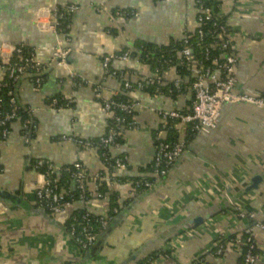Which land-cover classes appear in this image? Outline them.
Segmentation results:
<instances>
[{"label": "crops", "instance_id": "0c3cea01", "mask_svg": "<svg viewBox=\"0 0 264 264\" xmlns=\"http://www.w3.org/2000/svg\"><path fill=\"white\" fill-rule=\"evenodd\" d=\"M218 1L219 16L234 35L232 49L238 56L235 91L263 95L264 0ZM69 4L80 9L67 18L68 33L38 27V10L47 22L46 10ZM117 11L134 15L119 16ZM197 13L195 0H0V55L9 54L10 46L25 45L44 66L40 89L34 71H28L17 86L18 102L34 122L29 141L20 119L12 123L7 141L0 140V189L24 201L0 199V264H237L240 248L228 241L218 254L220 239L222 234L241 236L249 228L259 250L256 264H264V230L255 226L264 223V181L258 189L242 193L253 176L264 175V108L225 103L217 128L187 139L183 155L168 174L135 198L130 197V180H120L121 176L152 178L155 135L161 129L155 109L186 108L191 93L156 94L154 83L144 90H127L126 79L135 82L157 75L170 85L176 71L170 66L159 73L131 56L128 61L113 60L111 68L119 74L108 75L103 58L132 53L140 42L169 46L197 29ZM59 44L71 49L68 68L53 60ZM97 85L109 98L126 91L140 104L133 114L136 128L124 131L120 149L109 150L113 157L128 156L125 170L108 167V171L118 179L114 190L121 192L120 205L129 201L121 211L131 208L101 252L82 263L83 250L66 226L73 209L48 214L56 220L51 223L37 210L28 211V205L39 208L35 192L43 176L35 163L40 159L65 166L79 154L90 176L107 170L97 151H80L60 139L71 134L97 140L107 132L110 118L96 95ZM52 98L63 107L51 108ZM162 135L171 138V133ZM229 195L239 197L237 202L254 218L239 219L226 208ZM108 207L107 199L97 197L85 204L95 214ZM198 217L205 221L191 227L189 222ZM159 251L169 253L151 257Z\"/></svg>", "mask_w": 264, "mask_h": 264}, {"label": "built area", "instance_id": "2783aa9c", "mask_svg": "<svg viewBox=\"0 0 264 264\" xmlns=\"http://www.w3.org/2000/svg\"><path fill=\"white\" fill-rule=\"evenodd\" d=\"M168 1V0H160ZM197 8V32L202 39L205 35L202 26L208 21L213 20L212 10L205 4V0H195ZM47 9V8H46ZM80 9L78 5L69 4L64 9H59L56 6L53 9H48V21L42 20L41 11L35 13V21L39 28L43 30L58 32L60 27L65 24L67 18L73 15ZM45 10V9H44ZM119 16H132L134 12L117 11ZM216 32L219 35L221 43L218 45L223 53V62L218 58H213L215 68L208 67L203 61H197L190 37L185 35L183 38L184 47L178 53L180 65L186 66L190 70V76L175 77L172 85L179 91L191 93L190 104L186 108H170V109H155L158 116L160 131L155 135V156L152 162V179L142 177L135 181H129L130 197L137 196L138 190L144 187H151L156 180L161 179L168 174L172 166L180 159L187 147L188 130L194 135L208 133L217 128L220 122L222 107L227 102L246 103L257 107L264 108V94L260 96L247 93H237L235 86L237 83V64L238 56L232 49L233 33L225 25L216 24ZM9 54L3 52L0 55V71L3 73V78L0 79V140L7 141L11 134V125L20 116V105L15 94V86L28 71H34L37 74L34 82L37 89H40L43 77L42 71L44 66L37 59L35 51L27 48L25 45L10 46ZM71 52L69 47L59 44L53 53V60L56 65L68 68V56ZM206 57H210V50L206 49ZM14 59V60H13ZM128 61L131 59V51L122 53H113L106 55L103 58V67L108 75H118V71L111 68L113 60ZM74 77L76 73L70 71ZM122 75V73H120ZM150 83L156 85V94L163 95L162 87H168L161 77L158 75L153 79H139L132 82L126 79L124 87L127 90H144L149 87ZM7 88L6 95L8 96V109L3 110V90ZM173 89H169V94ZM96 95L102 101L104 109L109 115V124L107 132L100 136L97 140L85 139L76 135L63 134L60 136L62 141H67L76 146L80 151H97L104 161L107 170L99 172L94 176H90L84 168L79 154L72 164L65 166L55 165L50 160L40 159L35 163V168L40 169L43 181L36 189V201L38 205L46 210L51 211L53 215H59L68 209H73L70 213L71 222L69 223V236L75 241L82 250L89 249L97 240L100 233L110 224L113 219V213H118L117 208L108 207L103 213L95 214L85 209V204L95 198L103 197L107 199V195L103 196L98 189V182H105L112 188L117 183L115 176H112L108 167L113 161L114 169L125 170L127 168L128 156L119 155L112 156L109 150L120 149L122 147V136L125 130L135 129V120L133 114L140 103L137 101H122L117 102L114 97H107L102 91L101 85L96 87ZM49 106L53 109H60L58 98H52L49 101ZM33 121L30 119L24 120L22 126L26 135L27 141L30 139V132L33 130ZM162 132L171 133V136L176 138L171 139L164 137ZM103 150L100 151L99 150ZM67 174L71 178V188L64 190L62 185V176ZM77 191V192H75ZM68 196V198H67ZM229 198V197H228ZM84 209L85 212L81 215L74 214L75 210ZM230 211L239 219L254 218V214L248 213L239 202H231ZM256 227L264 230V223L258 222ZM253 229L249 228L243 236H238L231 239L240 248L245 244L249 246V250L244 254L242 249V259L237 264H256L258 255L254 253L257 248L254 240ZM223 238H227L222 234ZM221 237V238H222ZM222 240V239H220ZM224 243H221L218 249V254H221L224 249Z\"/></svg>", "mask_w": 264, "mask_h": 264}, {"label": "trees", "instance_id": "16d2710c", "mask_svg": "<svg viewBox=\"0 0 264 264\" xmlns=\"http://www.w3.org/2000/svg\"><path fill=\"white\" fill-rule=\"evenodd\" d=\"M205 4L211 8L212 15H213L214 19L211 21H208L205 25L202 26V29L205 32L204 37L202 39L199 37L197 29L193 32L187 33V35L190 37V40L192 43L193 53H194L196 60L197 61H203L206 66L211 67V68H215V65L212 63L213 58H218L222 62L225 60V59H223V53L220 50V47H218V45L215 47L213 46L215 44L221 43L219 35H217L218 32L215 31L216 27H217L216 24L225 25L229 29L230 32H232V31L230 30V28L227 25V23L225 22V20H223V18L219 16V6H220L219 1L218 0H205ZM60 28L63 29L62 32H65V33L69 32V30L66 29V26H64V25H62ZM183 47H184L183 39L177 40V41L171 43L169 46H155V45H152V44L147 43V42H140V43H137V46L135 48H133L131 56L132 57H140V59L143 62L151 65V67L153 69H156V71L159 73H161L162 70H164L170 66L174 67L177 76L182 78V77L187 76V75L190 76V74H191L190 70L186 66L180 65L179 60H178V56H179L178 53L183 49ZM207 48L210 50V57L209 58H207L205 55ZM29 49H31V48H29ZM36 77H37V75H36ZM17 86H18V83L15 86V94L17 93ZM169 89H173V92L170 94L173 97H176L179 94V91H176V88L172 84H170V86H168V87H162V91L164 93H167V94H169ZM150 90H152V89H150ZM6 91H7V88H5L3 90V94H2V97H3V108L2 109L3 110H7L9 108L8 107V99L9 98L6 95ZM114 100L117 102H122V101L128 102V101H132V98H130V96L127 95V93L125 91V92H122L121 94L115 96ZM18 119H20L22 121V123L26 119H30L32 121V118H31L30 114L28 113V111L21 108V106H20V116ZM33 124H34V122H33ZM32 133H33V131L31 130L30 135H32ZM194 136L195 135L190 130H188L187 139L192 138ZM174 138H176V136H171V139H174ZM100 151H103V150L100 149L99 152ZM109 166H110L109 168L111 170L112 169L115 170L114 165H113V161L110 162ZM39 170L44 171V167H41ZM109 173H110V171H109ZM121 179L122 180L128 179L130 181H135V180H138L140 178L139 177H130L129 178V177L121 176L120 180ZM148 179H152V178L148 177ZM62 185L64 187V190H68L69 188H71V178L65 173L62 176ZM149 188L142 186L138 190L137 195L144 193ZM98 189H99V192L103 196L107 195V201H108L109 207H111L112 209L117 208L118 212H120L129 203V201H124V205H120L121 204L120 203V201H121L120 190H118V191L114 190V188H112L109 184H107L105 182H98ZM75 192H77V191H75ZM135 197H133V198H135ZM67 198H68V196H67ZM101 199H103V197H101ZM38 207H40V206L38 205ZM46 211L48 212V214L53 215L51 213V211H49V210H46ZM84 212H85L84 209H82V210L76 209L74 211V214L81 215ZM116 214L117 213H113V216H115ZM70 222H71V218L66 222L67 229L69 227ZM238 236H240V235H231V236H228L227 238L222 237L221 238L223 240L222 243H224V245H225V244H227L228 241H230L233 244L234 242H232L231 239H235ZM241 236L246 238V235H244V234H242ZM240 249H242L243 253L245 254L249 250V246L243 244L240 246ZM168 253H169L168 251H162V252L159 251V252L151 255V257L156 258V257H159V255H161V254L168 255ZM254 253H256L258 255V253H259L258 248H256L254 250ZM240 257H241L240 259H242L243 255Z\"/></svg>", "mask_w": 264, "mask_h": 264}, {"label": "water", "instance_id": "95a60500", "mask_svg": "<svg viewBox=\"0 0 264 264\" xmlns=\"http://www.w3.org/2000/svg\"><path fill=\"white\" fill-rule=\"evenodd\" d=\"M0 171H1V163H0ZM264 181V175L263 173L257 174L251 178V181L247 183L242 189V193H249L253 191L254 189H258L260 187V184ZM231 185L228 187V191L230 192ZM0 199L6 200L9 203H24L23 199L20 198V196L15 195L14 193L8 192L6 190L0 189ZM239 199L237 196L229 195V198L226 203V208H230L231 202H236ZM131 208V205H129L127 208H125L123 211L117 213L113 219L111 220L110 224L100 233L99 237L97 238L96 242L87 250H83L84 256L82 259L83 262H89L92 260L95 256H97L102 248L104 247L108 237L110 234L120 225L122 220L124 219L126 213ZM38 211L40 215H43L48 219L51 223H56L55 218L48 216V212L46 209L39 207L38 209H34L32 206L28 205V211ZM205 221L204 217H198L190 221L189 225L191 227L199 226Z\"/></svg>", "mask_w": 264, "mask_h": 264}]
</instances>
